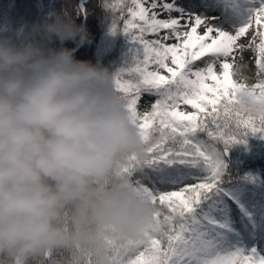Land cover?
<instances>
[{"label":"snow or ice","instance_id":"6c2138e0","mask_svg":"<svg viewBox=\"0 0 264 264\" xmlns=\"http://www.w3.org/2000/svg\"><path fill=\"white\" fill-rule=\"evenodd\" d=\"M103 7L120 13L113 35L124 20L134 58L116 72L115 84L148 153L143 160L129 156L124 171L159 207L156 234L117 240L115 264H264L258 247L264 173L240 175L242 167L231 160V150L247 146L249 137L264 139V107L241 104L249 87L264 104V0H130ZM246 49L257 54L251 85L241 80L237 61ZM142 96L149 99L141 111Z\"/></svg>","mask_w":264,"mask_h":264},{"label":"clouds","instance_id":"9594fccd","mask_svg":"<svg viewBox=\"0 0 264 264\" xmlns=\"http://www.w3.org/2000/svg\"><path fill=\"white\" fill-rule=\"evenodd\" d=\"M68 41L91 43L68 12L0 35V264H115L117 240L156 234L159 207L124 171L148 156L127 99Z\"/></svg>","mask_w":264,"mask_h":264},{"label":"trees","instance_id":"16d2710c","mask_svg":"<svg viewBox=\"0 0 264 264\" xmlns=\"http://www.w3.org/2000/svg\"><path fill=\"white\" fill-rule=\"evenodd\" d=\"M18 2L17 0L11 14L13 15L18 8L21 11L25 9L23 14L26 16L14 18L11 21L7 20V24L0 22V35L14 34L16 30L21 29L25 31L30 30L33 24L51 18L54 13L63 15L65 12H68L76 17L77 24L83 23L86 25L91 37V43L80 46L76 51L75 56L77 59L88 60L93 64H100L109 70H119L121 67H124L126 59H128L129 66H132L134 57L133 54H128L130 47L129 38L123 35L124 20H119L117 23L119 34L117 48L102 59L98 58V47L104 33L107 31L114 17L120 15L118 11L112 13L103 7V4H108L107 0H87L84 4L85 11H83L81 4L82 0H26L27 8L24 5H18ZM126 3H130V0L124 1L123 4ZM19 39L22 40L23 36ZM47 46L59 49L61 44L57 39L47 42ZM63 46L68 48L79 47L73 41H68ZM231 154L232 162L242 167L240 168V175H243L247 171H253L257 174L264 173V139H261L259 135L249 137L247 146H235ZM58 253L54 254L53 259H70V254L60 256Z\"/></svg>","mask_w":264,"mask_h":264},{"label":"rangeland","instance_id":"374dc122","mask_svg":"<svg viewBox=\"0 0 264 264\" xmlns=\"http://www.w3.org/2000/svg\"><path fill=\"white\" fill-rule=\"evenodd\" d=\"M18 5H24L27 8V4L25 3L26 0H18ZM29 1V0H28ZM108 4H112L114 6L121 7L124 1L127 0H107ZM183 2L187 3L188 0H183ZM17 3V0H0V22L1 23H6L7 20L11 21L14 18H22L26 16L23 14L25 9L21 11L17 8V11L14 12V14H11V11L14 10L15 5ZM117 12V11H116ZM113 13V12H112ZM115 13V12H114ZM214 14H219V13H214ZM19 24V23H18ZM250 32L252 31L251 29L249 30ZM250 39V37H242L241 42ZM118 41H119V34L117 31V35H113L111 32V27L106 31L104 34L99 51L101 53V56H105L112 51H114L117 46H118ZM257 58L256 52H254L252 49H246L243 53V58L241 59L239 56L237 57L238 63L241 65V75L247 78V82L250 83H256V72L258 71V67L255 64V59ZM112 73L118 72L119 70H109ZM130 77L128 76L127 73H125L123 79H129ZM149 99L147 96H142L141 101L138 103V110H144L145 105H144V100ZM152 102H154V97L150 98ZM150 108V104L147 106ZM184 110L191 111L192 109L190 106H181ZM232 153V150H231ZM232 155V154H231ZM162 190H176V187L173 186H163ZM258 247H264V242H261V244L258 245Z\"/></svg>","mask_w":264,"mask_h":264},{"label":"water","instance_id":"95a60500","mask_svg":"<svg viewBox=\"0 0 264 264\" xmlns=\"http://www.w3.org/2000/svg\"><path fill=\"white\" fill-rule=\"evenodd\" d=\"M87 0H83L82 1V4L84 5V3L86 2ZM83 10H85V7L83 6ZM80 48V46L79 47H77L76 49L78 50Z\"/></svg>","mask_w":264,"mask_h":264}]
</instances>
